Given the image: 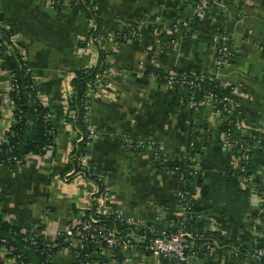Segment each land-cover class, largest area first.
Returning a JSON list of instances; mask_svg holds the SVG:
<instances>
[{
    "label": "crops",
    "instance_id": "0c3cea01",
    "mask_svg": "<svg viewBox=\"0 0 264 264\" xmlns=\"http://www.w3.org/2000/svg\"><path fill=\"white\" fill-rule=\"evenodd\" d=\"M95 3L106 32L129 28L138 32L136 39L100 43L106 69L96 91L86 93L88 123L97 131L86 168L107 183L106 204L154 227L173 222L183 207L173 178L157 172L152 147L167 159L179 157L190 136L201 133L206 124L210 140L206 144L198 140L193 155L200 171L189 192L196 215L193 227L199 232L217 230L248 251H264V150L253 141L252 172L244 177L238 150L225 141L224 115L215 103L195 100L197 91L169 88L144 75L158 69L229 86L239 100V135L264 132V0H205L204 13L189 0ZM0 22V41L8 54L14 51L11 40L25 54L33 85L50 109L55 128L52 152L25 164L0 165V210L21 228L44 225L45 236L54 240L58 230L89 209L95 190L93 181L79 174L61 176L75 137L65 121L70 81L76 71L93 65L97 55L89 37L91 22L79 6L51 8L47 0H0ZM188 22L195 30L183 34ZM215 23L222 29L220 35L212 28ZM219 47L229 52L220 63ZM7 89L0 61V137L10 121ZM130 137L144 139V146L137 151L125 147ZM223 252L241 259L231 248L214 247L203 258L194 257L193 264H229ZM124 257H131L133 264H159L154 255L134 247L110 251L98 264H128ZM75 260L72 248L61 247L51 264ZM0 264L14 263L0 250Z\"/></svg>",
    "mask_w": 264,
    "mask_h": 264
},
{
    "label": "trees",
    "instance_id": "16d2710c",
    "mask_svg": "<svg viewBox=\"0 0 264 264\" xmlns=\"http://www.w3.org/2000/svg\"><path fill=\"white\" fill-rule=\"evenodd\" d=\"M79 6L81 10L85 12V14L89 18H93L94 25L89 29V37H91V43L95 46L97 55L96 60L93 65L89 67H85L79 69L74 73V76L71 78V95L69 96L66 104V112H65V121L71 125L72 129L75 131V137L72 141V149L69 153V159L67 166L63 169L61 176L66 177V179H70L76 174H79L86 179L93 181L95 185V189L98 188L100 191L102 188L100 186L99 181L90 173L88 168L82 169L80 164L78 163V157L83 154H87L89 147L85 145V131H86V119L88 118L89 112L87 107V99L86 93L89 88L94 87L97 81V75L103 74L106 69V61H105V51L101 48L100 44L95 42V37L99 35H103L106 33L104 28V23L102 22L100 15L97 9V15L92 16L91 12H89L87 8L88 0H78ZM95 1V0H94ZM198 0H190V3L194 5ZM214 32L218 35L222 33V29L218 23L212 25ZM195 30L194 25L191 22L187 23V28L184 29L183 34H190ZM114 41H125V40H114ZM0 60L2 62V66L11 69L15 72V81L19 86L18 93H10V97L14 100L15 105L18 109H21L23 112L27 113V123L24 121L14 123L8 127V129L4 132V135L8 137V140L11 145V151H8L4 144L0 145V165L13 166L17 164H25L27 161L23 159L24 155L30 154L32 157L41 156L47 152H52L54 145V136H55V128L52 121V116L50 118L45 117V112L50 109L47 106L42 105L38 101V97L34 94V90L32 89V78L30 72H24L25 67L22 65V61L18 60V52L14 50L12 53L7 54L4 52L3 48L0 47ZM150 74H159L162 77L165 72L158 69H151L146 72L144 75L148 76ZM144 76V77H145ZM200 83V89H190L195 92L194 99L195 100H204L205 93H212L215 98L214 108L216 110H223L225 101H222L223 97H228L231 99L233 104L237 105V109L239 107V100L232 95L231 87L229 86H221L213 79L203 77L202 79L197 80ZM159 82V80H157ZM35 97V102H34ZM223 112V111H222ZM236 109L231 110L228 113L223 112V115L228 116L225 120L222 130L226 134H229V140L234 143V147L238 150L241 142H245L247 144H252L254 140L259 139L260 145L264 146V132H249L247 136L239 135V131H237L236 122L241 121V116L236 115ZM238 119V121H237ZM201 133H194L190 136V141L193 145L187 146L184 154L174 159H167L165 156L161 154L158 147L153 146L152 148L155 151V168L160 174H167L171 176L175 182L176 192L177 189L181 190L185 197L190 196V188L191 186L198 180L200 177V171L196 176H191L188 174L190 170V166L196 165L194 160V153L199 148V141L203 142L202 144H206L207 141L210 140V135L206 133L207 125L203 124L201 126ZM132 138L131 141L135 143L137 140H141V138ZM144 140V139H142ZM129 141V140H128ZM261 147V146H260ZM138 150V149H137ZM136 150V151H137ZM15 155L20 160L13 161L7 160L8 156ZM90 164V163H89ZM243 170L240 173L244 177H247L252 171L250 167V160L243 165ZM71 173V174H68ZM183 174L184 178L180 180V176ZM97 192L91 195V202L89 209L85 210L81 219H85L89 221L92 225L97 226H105L107 228H113L116 234H125V233H135L137 236L141 235L145 236L144 241L147 242L150 238H152L154 232H152V224H146L149 226L146 231L137 232L132 226H123L118 222L114 221L112 217H103L94 214L95 210V202L93 198L97 196ZM176 196L179 201V205L182 206V200L176 193ZM187 216H191V218L187 219L186 226L190 230H194L193 223L195 222L196 215L191 210L187 211ZM156 228V227H154ZM44 229V225H36L34 228L30 226L28 228H21L17 226L12 219H7V215L5 212L0 210V238H6L8 244L13 245L15 250L14 253H20L22 259L24 260V264H42L44 261L43 255L40 252V246L37 244L31 245L29 241H25L23 237H27L26 233H33L35 230ZM24 233H23V232ZM215 239H208V236L205 239L210 240L215 248H219L220 250H225L227 248L237 247L230 243L219 231L214 232ZM38 239V238H37ZM202 240L195 239L193 240L192 250L196 251V258H203L204 255L208 252V250L203 248L199 249V245ZM66 240L63 237H55L53 240V247L51 251L53 255L56 250L61 247H67ZM72 248V247H70ZM239 249V258L244 261L246 264H256L255 260H253L248 254H246V249L242 247H237ZM96 250V246L88 245L85 247L84 251L92 252ZM119 254L118 256H120ZM264 261V256L260 259ZM51 264V261L49 262ZM162 264H170L166 260L162 261Z\"/></svg>",
    "mask_w": 264,
    "mask_h": 264
},
{
    "label": "built area",
    "instance_id": "2783aa9c",
    "mask_svg": "<svg viewBox=\"0 0 264 264\" xmlns=\"http://www.w3.org/2000/svg\"><path fill=\"white\" fill-rule=\"evenodd\" d=\"M190 1V0H189ZM48 5L51 8H61L68 3L75 4L79 6L78 0H47ZM80 7V6H79ZM195 9L200 12H205V0H198L194 4ZM89 12H91L92 16L97 15V6L94 0H88L87 8ZM91 22V26L94 25L93 18H89ZM183 25L186 26V23L183 22ZM1 26V22H0ZM138 36V32L135 28H129L124 31H116V32H106L103 35H99L95 37V42L100 44L105 40H128V39H136ZM11 43L14 46V50L18 52V60L22 61V65H24L25 70L24 72H30L29 65L27 63V59L25 54L21 51L19 47H17L16 43L11 40ZM0 47L3 48L4 52H6V48L4 44L0 41ZM225 48L219 47L217 49L218 54V63L221 62L222 57L227 55ZM8 54V53H7ZM1 61V60H0ZM2 64V62H1ZM106 64V63H104ZM4 72L8 80V89L6 95V103L10 113V121L4 130V132L8 129V127L14 123L24 121L27 123V113L23 112L21 109H18L15 105L14 100L10 97V93H18L19 86L15 81V72L11 69H7L5 67ZM105 71V70H104ZM104 73V72H103ZM154 80H159L161 84L166 87L173 88L177 86H181L184 88L190 89H200V83L197 81L198 79H202L203 77H196L191 74H180L175 75L173 73H166L162 77L159 74H150ZM74 76V74H73ZM72 76V77H73ZM103 74L97 75V81L94 87L89 88V90L96 91L97 85L99 81H101ZM32 89L34 90V94L38 97V101L44 105L46 102L43 100L41 95L38 93L37 89L33 85L32 82ZM71 95V92L69 96ZM68 96V98H69ZM67 98V99H68ZM204 99L213 101L214 103L215 98L212 93H205ZM222 101H225L223 112L228 113L233 109H236V115L241 116V110L237 109V105L233 104L231 99L228 97H223ZM35 102V97H34ZM221 114L223 113L220 110H217ZM52 116L51 112L47 110L45 112V117L50 118ZM228 116L224 115V119L226 120ZM86 121V131H85V138L86 142L85 145L87 147L90 146L92 140L96 136V129L93 125L88 123V118ZM238 121V119H237ZM240 121L236 122L237 129L240 127ZM3 134L0 137V145L4 144L8 151H11V145L8 140V137ZM229 134L225 133V141H228ZM231 142V140H229ZM254 144L257 146H261L264 150V146L260 145V140H254ZM189 145H193L190 141ZM124 146L131 149L137 150L144 146V140H138L135 143L132 141L125 140ZM251 144H247L245 142H241L238 148L239 152V160L241 162V168L243 170L244 163L249 161V152H250ZM32 156L30 154L24 155L23 159L28 161ZM87 154L80 155L78 157V163L80 164L82 169L86 168L87 162ZM7 160L13 161H20L17 156L12 155L8 156ZM188 174L191 176H196L198 174V169L196 165L190 166V170ZM184 178L183 174L180 176V180ZM101 186V190L99 191L98 188L94 190L93 193H98L96 197L93 198L95 202V210L94 214L103 217H112V219L118 222L120 225L133 227L137 232H144L146 229L149 228L145 224V222L138 218L133 217L130 215H126L122 209L111 207L106 204L107 197H108V189L107 183L103 180H98ZM177 195L182 200V207L183 213H181L178 218H176L173 222L168 223L166 225L158 226L156 228L152 227V232H154L152 238H150L147 242L144 241L145 236H137L135 233L129 232L123 235L116 234L113 228H107L103 226L92 225L89 221L85 219H79L69 222L66 227L62 230H58L55 234V237H63L66 240L67 247H72L74 252L76 253V260L75 264H98L104 258L107 257L110 251L119 253L120 251L126 249H132L133 247L140 248L142 251L151 253L155 256L157 263L162 264L163 260H166L170 264H193V259L195 256L196 251L192 250L193 240L199 239L202 240L201 244L199 245V249L203 248L210 251L214 248L212 242L210 240L205 239L208 236V239H215L214 232L217 230L211 231H194L190 230L186 226L187 219L191 218V216H187V211L191 210L192 201L191 197H185L181 190L177 189ZM7 219H9L7 217ZM159 219V216H156V220ZM23 232V231H22ZM24 233V232H23ZM27 237H23L25 241H29L31 245L37 244L40 246L41 255L44 257V261L42 264H49L53 257V252L51 251L53 247V240L48 239L45 236L44 229L42 230H35L33 233H26ZM38 238V239H37ZM88 245L96 246V250L92 252L84 251L85 247ZM0 250L2 254L7 258L9 261L13 262L14 264H24V260L20 253H14V246L8 244L6 238H0ZM232 253L235 257H239V249L237 247L232 248ZM253 260H255L256 264H264V261L260 259L264 256V251L260 249H254L252 251H246ZM124 260L128 264H133L131 257H124Z\"/></svg>",
    "mask_w": 264,
    "mask_h": 264
},
{
    "label": "water",
    "instance_id": "95a60500",
    "mask_svg": "<svg viewBox=\"0 0 264 264\" xmlns=\"http://www.w3.org/2000/svg\"><path fill=\"white\" fill-rule=\"evenodd\" d=\"M182 88V87H181ZM137 249V247H135ZM222 257L223 259H225V261H227V263L229 264H244V261L241 259H235L232 257V254L230 252H223L222 253Z\"/></svg>",
    "mask_w": 264,
    "mask_h": 264
}]
</instances>
